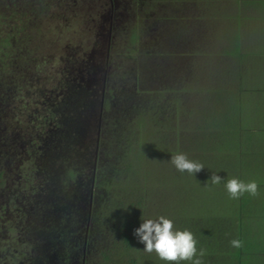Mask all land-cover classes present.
Masks as SVG:
<instances>
[{"label":"rangeland","instance_id":"1","mask_svg":"<svg viewBox=\"0 0 264 264\" xmlns=\"http://www.w3.org/2000/svg\"><path fill=\"white\" fill-rule=\"evenodd\" d=\"M1 1L0 83L8 82L10 79H13L16 81L17 86L20 85V87H22L23 83H26L27 78H29V73L32 71L37 74L38 72L35 71L40 69L41 72L52 70V75L41 74L40 79L42 83L49 85V88L52 90V95L55 98L58 97L60 91L65 88L63 82H65L66 79H70L72 84L76 86H83L82 88L84 89L89 87L92 90L94 100H96L95 102L98 106H95L94 112L90 111L91 116L89 114L90 133H88V137H90V134L92 137L96 136V130H101L102 112L106 111V116L108 113L111 115L113 112L111 107H113L115 99L116 101L118 99L117 90L114 92V89L108 86L114 85V78L121 80V75L119 73L121 69H124L126 73L130 74V66L128 64L135 61L133 59H126L124 58L125 56L118 61L119 59L116 58L113 53H110L112 46L110 43L111 30L114 28L113 16L116 18L115 15L117 12L110 6L109 0H72L69 7H65L67 0ZM173 1L174 0H141L142 4H144L143 6L134 7L131 11H129V7H127L126 16L124 20L123 17H121V22L124 21L125 24L123 23V26L125 27L129 22L130 14L134 15L132 17L134 22L133 27L129 29L130 38H127L123 46L126 50H115V48H113V52L120 57L122 56L121 52L123 50L131 54L134 51L132 47L133 43H137L135 44L136 50L139 49L142 43V41L139 40L135 42L133 38L135 35L140 36L141 31L145 29V21L150 20V17H158L165 20L164 23L167 25L169 24L168 26L170 27L169 30L171 29L170 33L172 37L185 41L187 48L189 46V48H185L186 51L182 53L183 56L181 60V65H184L186 68V74L188 73L187 71H191L190 67L193 66V61L199 64V68L192 74L193 78L191 82L189 80V84L182 89L189 95L187 97L184 96V99L181 100L176 99L177 104L187 105L190 102V96H192L188 91L193 93L196 89L195 85L201 84L200 82L209 84L211 80L210 73L215 72L218 61L219 63L221 62L224 67L230 65V58L226 59L221 51L225 49V46L229 42L228 39L231 38L228 33V27L235 24L236 16L232 18L233 14L237 13L240 19L248 9L242 6L240 7L239 4L235 6L236 2L241 3L243 0H227L224 1V3L222 2L223 0H211V4L217 7H213L210 11H204L203 7L200 6L199 9L196 7H178V14L173 12L175 9L168 8L169 11H167V13L169 12V14L167 15V13L164 12L165 3H172ZM132 2L136 5L139 4L137 0H132ZM166 9L167 8H165V10ZM255 9L256 8L251 7L245 17L249 14L252 15ZM112 11H115L114 14H112ZM206 12H211L210 18L213 24L209 18H205L204 14ZM147 14H150V16L147 17ZM256 20L257 26L261 27V19ZM240 22L243 23V20ZM134 25H136L135 28ZM123 26L119 28L118 34H120V38L122 35L124 38L128 37V28L126 30ZM262 27H264V23ZM241 29H243L241 33L243 35L247 34V30L251 33L250 24L242 26ZM257 36L258 39L248 38V45L249 47L260 48L264 51V28L263 33L260 29V33L257 34L255 38H257ZM204 57L209 60L208 67L205 64L206 60ZM117 64H121V66ZM259 66L257 71H255L254 77L248 73V76L245 75L250 85L254 87V90H252L253 95H250L245 89L248 83H242L240 97L235 100H240L239 102L243 106L244 118L241 123L247 128L245 133L241 136L245 156H247L244 158L246 160L249 158L252 160L256 158L262 163L264 159V61H262V65L260 63ZM180 68L183 67L180 66ZM79 69H81V71H79ZM82 74L85 79L84 81L81 80L83 77ZM182 74L180 78L185 77V73ZM122 77L124 79L123 73ZM30 89H32V87H30ZM11 93L7 90V92L3 94L4 98L6 97L8 100L5 104L9 108L12 106V102H16L15 99H10ZM144 93L145 92L142 91L139 96L145 98L147 94L145 95ZM156 94L157 90L154 91L153 95ZM195 96L197 102L194 103L193 108H188L186 106V113L183 112V109H181V112L178 109L177 113V110H168L166 125L164 123L158 125L160 129L164 128L161 130L162 133L158 132V129L153 128L152 122H150L145 130L146 144L144 143L139 146L141 149L144 148L143 154L138 159L133 158L131 160V156L128 159L132 161L133 164H136L138 168V182L141 184L146 182L149 185L147 187L150 198L154 199L158 197L156 202L159 201V204H161L159 206V212L163 214L168 211L166 205H169V200L179 201L184 191L189 195L188 203L193 206L195 203L196 206L202 203L203 205H210V203H214V201L224 203L230 199L223 182L213 185L210 181L211 175L216 174V171L221 172L216 174L221 178H234L235 172L233 171L236 169L230 166V157L225 156V151L219 155L220 157H214V160L215 158L220 159L217 160V163H214V166H208L210 173L200 171L198 174L195 173L191 175L186 171L179 172L170 162L172 155L179 153V151L180 153L181 151H185L186 144L183 143V145H181L182 143L176 141V134L171 136V130L168 124H170V127L173 129L175 128L174 120L176 121V127L179 129L183 124L185 125V123L190 124L185 120H188L189 116H193L195 106L201 105L203 102V100L202 102L200 101L201 103L199 102L201 98L199 93H196ZM191 100H194V97H191ZM111 118H114L113 115ZM185 127L187 126L185 125ZM188 130H190V128H188ZM110 134L111 132L109 135ZM121 134L122 133L115 135V143L112 147L114 154L119 153L117 150L120 149H116V147L121 145L123 137L124 140H127L125 132L123 133L124 135ZM100 135L101 136L98 137L99 142L93 139L91 140L92 142H90L88 137H85L86 142H90L91 150L90 153L86 151V154H89V156L86 166L82 167V176L84 179L79 175H71L72 183L70 184L82 186L83 190L78 197L80 196L83 198H80V202L72 204L69 212L65 213L63 217L65 225H62L63 230H60V235L57 236V251L54 252V255H57L58 260L63 258L64 262L58 264H89L88 260L92 258L89 253L92 248L89 246L90 218L91 215L93 216L92 213L96 206V202L99 201L98 203H101L99 200L101 197V201L106 200L108 187L106 190L105 186H103L104 189L101 188L102 182L107 179H114V176H112V169L118 170L115 165L113 166V164H115V160L113 159L115 155L113 154V157H110L104 153L105 151L109 152L112 150V148H110V145H113V140H111L112 136L106 138L105 133ZM164 136H166V138ZM246 137H253V139L247 140ZM247 142H249V146ZM103 148L108 149L102 151ZM170 150L172 152H170ZM76 151L79 152V147ZM71 154L74 155L75 150L74 152L72 151ZM219 164L221 166L217 167L216 165ZM97 165L99 167L96 172L95 166ZM116 178H118V183L116 185L120 187L119 181L121 177L117 176ZM156 178L161 180L160 186L158 187L156 184L159 182L156 181ZM96 179L100 182H97L98 185H95ZM77 181L79 183H76ZM200 181H202V183H200ZM216 186L219 188L217 190L218 193L215 192ZM140 190H143L142 186ZM133 196L134 194H131L128 197ZM121 201L130 203L131 199L116 200L118 205ZM111 203L110 200L109 204ZM116 208L121 210L119 207ZM149 210V214H151L153 210L151 208H149ZM114 212L116 219L118 218L119 212L116 210H114ZM1 225L2 223H0V226ZM68 231L71 239L64 241L63 238L65 236H63V232H65L66 235ZM21 243L25 244V242H20L16 239V242L11 243V245L9 244V247L3 246L4 250L7 248L8 250L3 253L1 259L4 260V256L5 259L14 258L15 264H17L24 253L14 249H23L24 244L21 248ZM53 243L55 242H48L47 250L51 249ZM29 247H31V244H29ZM29 247V252L27 253H31Z\"/></svg>","mask_w":264,"mask_h":264},{"label":"trees","instance_id":"2","mask_svg":"<svg viewBox=\"0 0 264 264\" xmlns=\"http://www.w3.org/2000/svg\"><path fill=\"white\" fill-rule=\"evenodd\" d=\"M236 5H238L237 2ZM244 8L250 9L251 7ZM252 8H256L252 15L249 14L245 17L244 14L240 19L237 13L232 15V18L236 16V19L235 24L232 25L233 27H228L231 38L228 39L229 42L225 49L221 50L226 59L230 58V65L224 67L218 61L215 72L210 73V83L200 82L201 84H196L194 94L188 91L192 96H190V102L187 105L177 104V100L184 99V96L189 95L182 89L189 84V80L191 82L192 74L199 68V64L193 61V66H188L191 71H187V74L186 71L184 72L185 77L181 78L182 83L179 81L182 86H178V80L182 77L179 76V73L182 70L179 69L176 58L166 57V53H164L163 60L159 58L156 62L155 60L150 61L151 63L155 62L153 67L156 66L158 70L151 69L149 73L142 72L139 61H136L135 73L138 76L134 83L136 82L137 85H131L128 89L119 87L118 99L117 101L115 99V103L111 107L114 118H106L105 136L106 138L112 136L113 145H110V148L114 146L115 135H119V133L123 134L125 132L127 140H124L123 137L121 147L117 145L116 149H120L117 150L118 154L113 153V148L109 152H104L110 157H113V154L115 155L113 166L115 165L118 170L112 169L114 179H107L102 182L101 188L105 186L106 190L108 187L107 197L106 200L102 201L101 197L99 199L101 203L96 202L93 216L91 215L90 218L89 246L92 248L89 253L92 258L88 260L89 264H166L154 252L151 254L144 252V245L134 235V230L140 226L143 219H155L161 215L172 220L175 228L180 230L186 228L193 232L197 240V248L206 250L203 264H256L258 258L263 254L264 159L260 163L256 158L253 160L244 158L247 156H245L241 136L247 128L241 123L244 118L243 106L239 102L240 100H235L240 97L242 83H248L245 89L250 95H253L252 90H254V87L250 85L245 75L250 74L254 77L255 71L260 67V63L262 65V61H264V51L260 48L249 47L247 42L248 38L258 39V36L257 38L255 36L260 33V29L263 33L264 28L262 27L264 16H261V9H264V7H261V9L260 7ZM256 19H261V27L257 26ZM241 20H243V23L240 22ZM246 24L251 25V33L247 30V34L243 35L241 34L243 32L241 28ZM171 50L172 48L169 49L166 55H174ZM205 60L208 67L209 60L207 58ZM165 64L167 65L165 70L168 78L164 81L162 77L166 76L162 74V65L164 67ZM183 67L185 68V66ZM138 78L142 83L138 81ZM72 90L71 93L74 94L73 103L67 107L70 110L77 102L76 109L73 110V113L77 114V111L82 110V106H85L86 111L83 112L85 117L82 116L77 121L72 122L74 123V129L79 128V131L85 132L89 111L98 105L92 103V99H89V97L91 98V91L75 87ZM155 90H157V94L153 95ZM142 91L145 92V95L147 94L145 98L139 96ZM85 93L86 95H84ZM196 93L201 96L200 100L198 99L199 102H202V100L203 102H200L201 105H196L193 116L191 115L188 120H185L190 124L185 123L187 126L185 127L181 123L183 126L180 129L176 127L175 120L174 129L168 124L171 136L176 134L175 140L182 143L181 145L186 144L185 151H181V153L186 154L190 160L203 164L205 168L201 171L210 173L208 166H214V163H217V160L220 159L215 158L214 160V157H218L225 151V156L230 157V166L236 169L233 171L235 172L233 177L245 182L256 181L259 185V195L252 197L245 193L239 199L230 198L224 202L225 204L214 201L210 205H203L202 203L196 206L195 203L193 206L188 203L189 195L184 191L179 201L169 200L168 206L162 204L166 205L168 209L163 214L159 212L161 204H159V201L156 202L158 197L150 198L147 187L149 185L146 182L143 184L138 182V168L136 164L128 159L130 156L132 157L131 160L133 158L138 159L143 154L144 148L141 149L139 146L146 144L145 130L150 122H152L153 128L162 133L161 130L164 128L160 129L158 125L161 123L166 125L168 110H177V113L178 109L180 112L181 109H183V112L187 111L186 106L193 108L194 103L197 102ZM191 97H194V100H191ZM79 100L82 101L79 103ZM164 137L166 138V136ZM246 138L247 140L253 139V137ZM49 142L50 139L47 138L46 145H49ZM247 145L249 146V142H247ZM65 147L64 150L67 151V144ZM105 149L108 148H103L102 151ZM170 152L172 151L170 150ZM62 155L66 154L56 152V159L63 160L64 156ZM69 159L71 161L70 157ZM57 163V169L63 172L65 165L60 164L58 161ZM215 173L219 174L221 172L216 171ZM81 174L77 171V175L81 176ZM117 176L121 177L120 187L116 185L118 183ZM51 181L54 185L56 184L54 180ZM98 181L95 185L100 183ZM156 181L159 182L156 184L157 187L160 186L161 180L156 178ZM141 186L143 190H140ZM218 189L216 186L215 192L218 193ZM131 194H134V196L128 197ZM109 199L112 202L111 204H109ZM117 199H131V201L130 203L121 201L118 205ZM149 208L153 210L152 213L150 212L151 214H149ZM114 210L119 212L116 219ZM52 216L53 219L49 214H44L45 218H42L41 223L45 230H49V225L53 222L58 227L64 225L60 221L61 216H64V214H58L55 218L54 215ZM233 239L242 241V247H232L230 241ZM182 264H191V262H182Z\"/></svg>","mask_w":264,"mask_h":264},{"label":"flooded vegetation","instance_id":"3","mask_svg":"<svg viewBox=\"0 0 264 264\" xmlns=\"http://www.w3.org/2000/svg\"><path fill=\"white\" fill-rule=\"evenodd\" d=\"M71 1L67 0L65 7H69ZM224 1L227 0L222 2L224 3ZM109 2L110 6L117 12L116 18L113 16L114 28L111 30L110 43L112 46L110 53H113L119 59L118 61L123 56L126 59L135 61L127 63L130 66V74L121 69L119 71L121 80L114 78V85L108 87H112L114 92L117 90L119 95V87L128 89L129 85H137L136 82L134 83L138 76L135 73L136 61H139L142 72L149 73L151 69L158 70L156 66L153 67L154 63L159 58L163 60L164 53L167 54L170 48H172L171 51L174 55L165 54V56L176 58L179 64L177 65L182 70L179 76H182L186 69L183 67L184 65H181L182 53L186 51L187 45L185 41L172 37L169 24H165V20L162 18L150 17V20L145 21V29L141 31L140 36L135 35L133 38L135 42L139 40L143 44L141 43L139 49L136 50L135 44L137 43H133L134 51L129 54L128 51H124L126 48H123V46L127 38H130L129 29L133 27L132 17L134 15L130 14L129 22L125 27L123 26L124 21L121 22V17L124 20L127 7L131 11L132 8L141 7L144 4L141 0H137L138 5L134 4L132 0H109ZM0 4H2V1ZM165 5L164 12L167 13L172 8L175 9L173 12L177 14L179 13L178 7H196L199 9L200 6L203 7L204 11H210L213 7H217L211 4V0H174L172 3H165ZM165 8L167 9L165 10ZM115 11H112V14ZM210 14L211 12H206L204 15L213 24ZM146 16L149 17L150 14ZM122 26L126 30L128 28V37L124 38L122 35L120 38L118 33L119 28ZM135 27L136 25H134ZM113 48L115 50L124 49L121 52L122 56L116 55ZM152 60H155V62L151 63ZM117 65L121 66V64ZM180 66L183 68H180ZM165 67H167L166 64L164 67L162 65V74L166 76L162 77L164 81L168 78ZM51 71L41 72L38 69V71H35L38 72L37 74L31 71L29 78H27L26 83H23L22 87L17 86L16 81L13 79L2 82L3 84L0 83V223H2L0 226V264H15L14 258L5 259V256L4 260L1 258L3 253L8 250V248L4 250L3 246L9 247L11 243L16 242V239L25 242V244L21 243V248L24 244L23 249H14L24 253L17 264H58L64 262L63 258L58 260L57 255H54V252L57 251V236L60 235L63 226L58 227L53 222L49 225L50 229L45 230L41 223L42 218H45L44 214H49L52 219V215H54V218L58 214L65 215L69 212L72 204L81 201L83 197H78V195L83 190L82 186L70 184L72 183L71 175L76 176L77 171L83 173L82 167L86 166L89 156L86 151L90 153L91 140L98 141L100 134L105 133L106 118L112 117V114L108 113L106 116V111L102 112L101 130H96V136L91 137L90 142H86V131L89 127L86 125L85 132H81L79 128L74 129V123H72L82 116L85 117L83 113L84 110L86 111L85 106H82V110H78L77 114L73 113L76 105L70 110L67 106L73 103L74 94L71 92H73L74 87L91 91V98L89 97V99H92V103H96L92 90L89 87L84 89L83 86H76L72 84L70 79H66L63 82L65 88L55 98L49 85H45L40 79L41 74L52 75ZM121 72H125L123 73L124 79ZM81 80H85L84 76ZM138 81L140 82L139 78ZM179 81H181V78H179ZM177 85L182 86L180 82ZM7 90L10 93L12 91L10 99L16 101L12 102L10 108L6 106L5 103L8 100L3 95ZM82 100H79V103ZM94 110L95 107L90 111L94 112ZM89 121L90 119L86 121V124ZM80 129L82 130V127ZM47 138L50 139L49 145H46ZM66 144L67 151L64 150ZM78 147L79 152L76 151ZM74 150L75 154L72 155L71 152H74ZM56 152L66 154L62 155L64 156L63 160L56 159ZM57 161L65 165L63 172L57 169ZM98 167V165L95 166L96 172ZM80 177L83 178L82 174ZM51 180H54L57 185H54ZM63 217L60 218L61 223H64ZM69 231L66 235L63 232L64 241L71 239ZM48 242L55 243L52 244L51 249L47 250ZM29 244H31V247H29ZM27 246L30 248L31 253H27L29 252Z\"/></svg>","mask_w":264,"mask_h":264},{"label":"clouds","instance_id":"4","mask_svg":"<svg viewBox=\"0 0 264 264\" xmlns=\"http://www.w3.org/2000/svg\"><path fill=\"white\" fill-rule=\"evenodd\" d=\"M171 164L179 172H187L191 175L200 172L203 164L190 160L186 154L177 153L171 156ZM210 181L213 185L224 183V186L231 199H239L245 193L256 197L259 195V185L256 181L240 180L238 178H221L212 174ZM138 241L144 245L143 251L155 253L157 257L166 264H203V257L206 255L204 248H197V240L188 229H177L172 220L161 215L155 219H143L138 228L134 230ZM230 244L234 248H241L242 241L233 239Z\"/></svg>","mask_w":264,"mask_h":264},{"label":"crops","instance_id":"5","mask_svg":"<svg viewBox=\"0 0 264 264\" xmlns=\"http://www.w3.org/2000/svg\"><path fill=\"white\" fill-rule=\"evenodd\" d=\"M239 6L241 7H264V0H243L241 1V3H238ZM238 6V5H236ZM249 12V9L247 10V12L245 13V15H247ZM261 16H264V9H261ZM256 264H264V251L263 254L258 258V261L256 262Z\"/></svg>","mask_w":264,"mask_h":264},{"label":"water","instance_id":"6","mask_svg":"<svg viewBox=\"0 0 264 264\" xmlns=\"http://www.w3.org/2000/svg\"><path fill=\"white\" fill-rule=\"evenodd\" d=\"M87 126L89 127V122H87ZM91 127V126H90ZM88 133H90L89 128L86 131V136L88 137ZM92 135L90 134V137H88V139H91Z\"/></svg>","mask_w":264,"mask_h":264}]
</instances>
